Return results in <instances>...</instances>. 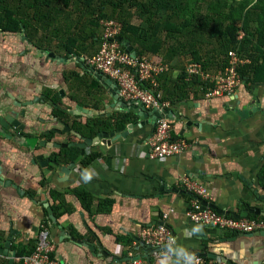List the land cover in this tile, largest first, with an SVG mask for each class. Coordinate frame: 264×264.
I'll return each instance as SVG.
<instances>
[{
  "label": "crops",
  "instance_id": "crops-1",
  "mask_svg": "<svg viewBox=\"0 0 264 264\" xmlns=\"http://www.w3.org/2000/svg\"><path fill=\"white\" fill-rule=\"evenodd\" d=\"M48 41L35 45L25 35L0 32V117L6 122L0 123V264H23L18 258L31 252L44 229L63 264H160L164 256L156 257L139 234L161 224L174 237L171 247L192 253L195 264H264L262 232L194 223L188 215L194 195L184 186L190 179L205 187L203 202L221 214L264 218V79L252 59L238 54V71L245 70L234 92L206 97L196 85L179 90L187 51H170L166 60L161 51H144L140 56L166 68L159 89L172 137L189 143L173 157L151 159L150 113L120 104L112 79L88 71L83 55ZM159 41L161 48L163 37ZM123 43L137 55V43ZM98 134L99 142L61 174L53 162L67 167L81 154L76 144ZM176 259L171 252L166 264Z\"/></svg>",
  "mask_w": 264,
  "mask_h": 264
},
{
  "label": "trees",
  "instance_id": "trees-1",
  "mask_svg": "<svg viewBox=\"0 0 264 264\" xmlns=\"http://www.w3.org/2000/svg\"><path fill=\"white\" fill-rule=\"evenodd\" d=\"M2 1L0 0V32L25 35L27 40L35 45H51L52 40L49 42L44 33L69 54L92 56L100 46V22L116 20L122 25L119 35L122 47L126 49L124 40L133 45L137 43L139 56L143 55L144 51L156 53L155 51L162 50L163 46L159 48V40L163 37L164 46L166 40H171L169 47L173 46V43L188 46L186 55L191 53L192 57L198 58L197 62L202 64L205 71L223 70L228 64V52L233 50L241 56L250 57L256 64L258 78L264 79V0H222L218 8L208 5L205 9H210V13L204 18L187 17L181 24L171 22L177 17L175 15L180 9V0H56L64 11L70 13L64 12L50 18L54 25L49 28V24L45 23L46 32L43 33L39 32L36 19L45 20L46 14L42 11L46 7L51 10L55 8L52 0H13L15 9L12 4L4 6ZM196 5H199L201 10V0L196 2ZM133 18H137L139 24L133 23ZM213 24H216V28H212ZM47 28L51 31L49 34ZM202 29L209 33L211 40L205 45L208 53L212 52L211 60L207 61L201 59V51L204 50L202 44L206 41ZM242 32L243 36L240 37ZM168 57L169 55H165L164 59ZM244 70L239 69L241 76ZM183 71L181 77L186 80L179 84L180 91L186 93L194 85L202 87L201 84L197 85L201 83L198 79L188 80L186 70ZM182 97H185V94ZM35 248L36 246L24 255L31 254Z\"/></svg>",
  "mask_w": 264,
  "mask_h": 264
},
{
  "label": "built area",
  "instance_id": "built-area-1",
  "mask_svg": "<svg viewBox=\"0 0 264 264\" xmlns=\"http://www.w3.org/2000/svg\"><path fill=\"white\" fill-rule=\"evenodd\" d=\"M100 24L102 32L99 49L92 56H81L83 66L88 71L112 79L123 103H136L145 112L150 113L154 126L148 141L151 159L173 157L186 151L189 148L187 140L172 137V123L166 117L169 105L162 100L159 89V75L166 70L165 66L123 48L119 39L122 25L118 21L103 20ZM227 58L228 64L225 69L217 71L216 74L204 71L202 65L198 63L189 64L187 79H200L206 97L231 94L241 83L238 68L242 61L238 53L232 50L228 52ZM184 181L186 190L194 195L188 212L194 223L237 234L264 232V218L221 214L203 204V200L208 198L205 187L190 179ZM139 239L151 249H158L152 252L156 257L171 256L169 249L164 247L172 245L174 237L164 224L141 229ZM55 250L56 246L50 239L49 231L44 229L39 234L35 250L18 259L23 264H63L54 255ZM196 261L202 262V259L198 258Z\"/></svg>",
  "mask_w": 264,
  "mask_h": 264
},
{
  "label": "rangeland",
  "instance_id": "rangeland-1",
  "mask_svg": "<svg viewBox=\"0 0 264 264\" xmlns=\"http://www.w3.org/2000/svg\"><path fill=\"white\" fill-rule=\"evenodd\" d=\"M199 0H180V3H181V5H180V9L177 11L178 13H177V15H175V16H177V17H174L172 20H171V22L172 23H174V24H181V23H184V21H185V19L187 18V17H193V16H197V17H205L206 15H207V13H210V9H205L208 5H211V7H219L220 6V4H221V1L222 0H201V10H199V5H196V2H198ZM209 1V2H208ZM3 3H4V6H6V5H11L12 4V7L15 9L16 7H15V4H14V1L13 0H3L2 1ZM52 5H54L55 6V8L53 9V10H51V9H49V8H47L46 7V9H44L42 12H45V14H46V18H45V20L43 19V18H41V20L40 19H36V23H39L38 24V26H39V28H40V30H39V32H46L45 31V23H48L49 24V28H51L53 25H54V22L53 21H51L52 19H50V18H52V17H57V15H59V14H63L64 12L66 13V14H69L70 12H68V11H64L61 7H60V4L59 3H57V1L56 0H52ZM41 15H43V14H41ZM56 15V16H55ZM44 16V15H43ZM76 17H78V16H76ZM212 17V16H211ZM42 21V22H41ZM133 23H135V24H139V20L137 19V18H133ZM56 22H57V20H56ZM60 22V21H59ZM214 22V21H213ZM58 23V22H57ZM215 25L216 24H213L212 25V28L213 27H215ZM49 28H47L46 30L48 31V34L51 32L50 31V29ZM216 28V27H215ZM202 30H204V29H202ZM204 33H205V35H204V39H206V41L205 42H203V44H202V46L204 47V50H202L201 51V55H202V57H201V59H202V61H207V60H211V58H212V56L210 55L212 52H209L208 53V50L206 49L207 48V46H205L206 45V43H210V37H209V33H206L205 32V30H204ZM242 34V35H241ZM240 34V37L241 36H243V32ZM20 36H22L21 34H19ZM43 35H44V37H46L47 39L50 37V36H46L44 33H43ZM26 37V36H25ZM64 39V38H63ZM166 40V39H165ZM171 43V40L170 41H168V40H166V46H164L163 45V47H164V51H163V49L162 50H159L158 52H160V56H165V55H167V54H169L170 53V51H173V50H175V49H179L180 51H182V50H184V51H188V46H182V49L181 48H178L180 45H176V44H174L173 43V46H170L169 47V44ZM162 44H164V43H162ZM212 46V45H211ZM166 50V51H165ZM180 54H182V53H180ZM156 56H159L158 54H155ZM187 56H189L190 57V61H189V64H192V63H198L199 64V62H197V60L196 59H198V58H196V57H192V55H191V53H189V54H187ZM192 57V58H191ZM156 60H160V59H156ZM201 64V63H200ZM202 65V64H201ZM202 69H203V67H202ZM204 70V69H203ZM221 69H219L218 71H220ZM205 71V70H204Z\"/></svg>",
  "mask_w": 264,
  "mask_h": 264
},
{
  "label": "water",
  "instance_id": "water-1",
  "mask_svg": "<svg viewBox=\"0 0 264 264\" xmlns=\"http://www.w3.org/2000/svg\"><path fill=\"white\" fill-rule=\"evenodd\" d=\"M129 47V46H128ZM130 47H129V50L128 51H130ZM133 54H135L134 52H133ZM120 104H122V105H124L125 106V103H120ZM154 117H157V115H154ZM0 123L1 124H3V125H6V122H4V120H3V118H1L0 117ZM132 126L133 125H129L128 126V129H132ZM102 136V134H98L96 137H94V138H88V139H85V138H83V142L82 143H79V144H76V146L77 147H79V148H81V154H80V156L73 162V163H71L70 165H68L67 167L66 166H61V165H59V163L57 162V161H54L53 163L57 166V168L59 169V170H61L62 172H61V174H66V175H68L69 173H70V171H71V169L77 164V162L80 160V158L83 156V153H84V148L85 147H87V146H92V145H95V144H97L98 142H99V139H100V137ZM105 136H107V134H105ZM73 144H71V146H72ZM75 145V144H74ZM51 147H55L54 145H51ZM203 204L204 205H206L205 204V202H203ZM52 217V219L55 221V218L53 217V216H51ZM261 234H264V232H262ZM165 249H169L168 248V246H165L164 247ZM173 249H176V248H174V247H172ZM155 250H158V249H152V252L153 251H155ZM197 255H198V253H197ZM205 256V255H204ZM223 260V262L224 263H226V264H232L231 262H229V261H226L225 259H222Z\"/></svg>",
  "mask_w": 264,
  "mask_h": 264
},
{
  "label": "clouds",
  "instance_id": "clouds-1",
  "mask_svg": "<svg viewBox=\"0 0 264 264\" xmlns=\"http://www.w3.org/2000/svg\"><path fill=\"white\" fill-rule=\"evenodd\" d=\"M83 179L87 181L90 179V176L87 174V172L83 173ZM198 230L197 227H193L192 232H196ZM169 252H173L175 256L177 257L175 264H195L194 256L192 253L181 250V249H173L171 245L168 246ZM167 261V255H165L161 260L160 264H166Z\"/></svg>",
  "mask_w": 264,
  "mask_h": 264
}]
</instances>
